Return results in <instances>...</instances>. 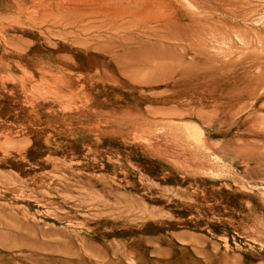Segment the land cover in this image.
<instances>
[{"label":"rangeland","instance_id":"374dc122","mask_svg":"<svg viewBox=\"0 0 264 264\" xmlns=\"http://www.w3.org/2000/svg\"><path fill=\"white\" fill-rule=\"evenodd\" d=\"M0 264H264V0H0Z\"/></svg>","mask_w":264,"mask_h":264}]
</instances>
